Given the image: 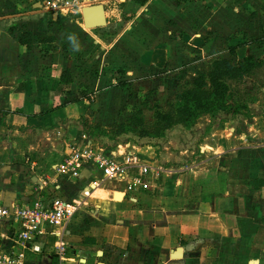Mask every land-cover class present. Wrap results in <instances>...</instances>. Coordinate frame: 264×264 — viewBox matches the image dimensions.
<instances>
[{
	"label": "crops",
	"instance_id": "0c3cea01",
	"mask_svg": "<svg viewBox=\"0 0 264 264\" xmlns=\"http://www.w3.org/2000/svg\"><path fill=\"white\" fill-rule=\"evenodd\" d=\"M106 17L88 30L43 0H0V204L82 203L65 231L69 264H264V68L247 79L259 86L251 114L217 127L202 117L205 142L148 187L103 182L94 166L58 171L75 144H130L159 167L152 147L108 142L134 108L168 107L216 60L263 57L264 0H127ZM61 230L46 225L27 264H58Z\"/></svg>",
	"mask_w": 264,
	"mask_h": 264
},
{
	"label": "built area",
	"instance_id": "2783aa9c",
	"mask_svg": "<svg viewBox=\"0 0 264 264\" xmlns=\"http://www.w3.org/2000/svg\"><path fill=\"white\" fill-rule=\"evenodd\" d=\"M127 0H43L46 11L60 15L82 14L85 8L102 5L106 11L115 12ZM94 166L102 175V181H126L130 188L148 187L152 174L163 171L147 163L136 146H127L123 153L108 154L90 145L72 146L58 171L72 178H79L83 169ZM137 170L136 175L131 171ZM82 203L67 201L61 197L50 202L35 199L29 204L6 206L0 204V264H27L25 251H40L35 245L46 225L62 230L55 243L58 264L74 262L69 255L70 244L66 240V229L78 213ZM12 224V228L6 225ZM32 244V245H31Z\"/></svg>",
	"mask_w": 264,
	"mask_h": 264
},
{
	"label": "trees",
	"instance_id": "16d2710c",
	"mask_svg": "<svg viewBox=\"0 0 264 264\" xmlns=\"http://www.w3.org/2000/svg\"><path fill=\"white\" fill-rule=\"evenodd\" d=\"M231 52L234 53L235 48L232 47ZM263 68L264 56L258 59L248 56L238 62L228 59L216 60L208 73L199 76L192 85L186 84L182 96L173 102L174 111L164 113L158 108L154 116L163 123L173 121L190 130L206 115L212 116L213 119L221 116L226 119L227 114H251L253 109L250 102H253L252 98H258L259 86L251 82V85L256 86L247 87V79L253 78ZM144 105L147 108L151 106L147 101ZM133 112L129 124L121 125L116 132L117 136L134 132L143 123L144 111L134 108ZM165 126L169 125L163 127Z\"/></svg>",
	"mask_w": 264,
	"mask_h": 264
},
{
	"label": "rangeland",
	"instance_id": "374dc122",
	"mask_svg": "<svg viewBox=\"0 0 264 264\" xmlns=\"http://www.w3.org/2000/svg\"><path fill=\"white\" fill-rule=\"evenodd\" d=\"M119 18L120 17L114 16L111 20L113 23L119 22ZM66 19H72V15L67 16ZM129 20L130 18L125 19V24H127L126 27L129 26ZM86 29L91 30L90 28ZM129 31H131V29H129ZM255 83L258 82L255 81ZM168 104V107H166V105L162 106L158 104H151V106L144 111L143 117L145 120L143 123L139 125L134 132L119 135L114 141L111 140V142H108L109 146L115 147L118 143L130 141L139 146H143L145 149L152 147V149L155 151L157 158L156 162L158 160L157 163L159 164V167H162L166 170V166H169L168 168L178 170L180 168V164H183V162L187 160L188 157L192 158V156H194L192 152L195 151L196 153L198 147L205 142L204 138L206 135L203 131H205L206 127H204V123L207 120L206 118L202 119L201 121L199 120V125H197L198 127L201 126L202 128L197 129H201V132L195 130L197 125L193 127V129L187 130L182 125L173 121L163 123L154 116V112H156L158 108H160V110H162L164 113L174 111V103L168 102ZM154 105L156 106L154 107ZM222 115L226 116L225 114ZM227 119H229L228 114ZM226 120H222L219 117V119H216L213 121L214 123H212L215 124V127H217L216 125H222ZM164 125L169 126H165L164 128ZM184 148H188L189 151H191L189 154H187L189 156L181 154V151Z\"/></svg>",
	"mask_w": 264,
	"mask_h": 264
},
{
	"label": "water",
	"instance_id": "95a60500",
	"mask_svg": "<svg viewBox=\"0 0 264 264\" xmlns=\"http://www.w3.org/2000/svg\"><path fill=\"white\" fill-rule=\"evenodd\" d=\"M83 17L87 28H100L107 25L105 8L102 5L85 8Z\"/></svg>",
	"mask_w": 264,
	"mask_h": 264
}]
</instances>
